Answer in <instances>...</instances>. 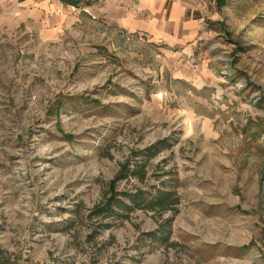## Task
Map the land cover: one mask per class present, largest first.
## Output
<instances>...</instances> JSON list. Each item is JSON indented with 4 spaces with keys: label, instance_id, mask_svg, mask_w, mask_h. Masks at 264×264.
<instances>
[{
    "label": "rangeland",
    "instance_id": "374dc122",
    "mask_svg": "<svg viewBox=\"0 0 264 264\" xmlns=\"http://www.w3.org/2000/svg\"><path fill=\"white\" fill-rule=\"evenodd\" d=\"M205 2L193 42L113 24L42 49L0 0L6 264H264V0ZM161 187L179 203L136 205Z\"/></svg>",
    "mask_w": 264,
    "mask_h": 264
},
{
    "label": "crops",
    "instance_id": "0c3cea01",
    "mask_svg": "<svg viewBox=\"0 0 264 264\" xmlns=\"http://www.w3.org/2000/svg\"><path fill=\"white\" fill-rule=\"evenodd\" d=\"M201 1L200 4L198 2ZM206 1V0H205ZM202 0H2L15 14L24 34L36 35L42 49L64 40L74 31L112 35L113 24L131 33L164 42H193L202 29ZM78 28L75 29V27ZM24 260V259H23Z\"/></svg>",
    "mask_w": 264,
    "mask_h": 264
},
{
    "label": "trees",
    "instance_id": "16d2710c",
    "mask_svg": "<svg viewBox=\"0 0 264 264\" xmlns=\"http://www.w3.org/2000/svg\"><path fill=\"white\" fill-rule=\"evenodd\" d=\"M130 171V168L127 165L123 166L122 175ZM121 175V174H119ZM119 177V176H118ZM116 180L112 181L111 184V196L106 198L102 205H98L93 210V215L100 217L102 220L105 219L106 215H110V211L112 212L113 207L116 204H119V207H127L117 198V191L115 188ZM136 205L143 206L148 209H167L173 208L176 204L179 203V197L177 196V192L174 189L159 188L153 194H147L145 191H138L133 196ZM92 217V216H91ZM168 237L166 238V240ZM3 253V252H1ZM1 257V256H0ZM8 258L5 256L0 259V264H6Z\"/></svg>",
    "mask_w": 264,
    "mask_h": 264
},
{
    "label": "built area",
    "instance_id": "2783aa9c",
    "mask_svg": "<svg viewBox=\"0 0 264 264\" xmlns=\"http://www.w3.org/2000/svg\"><path fill=\"white\" fill-rule=\"evenodd\" d=\"M27 256H28L27 254L24 256L25 258L20 264H43V263H39V262H31V261H29V259L27 260Z\"/></svg>",
    "mask_w": 264,
    "mask_h": 264
}]
</instances>
